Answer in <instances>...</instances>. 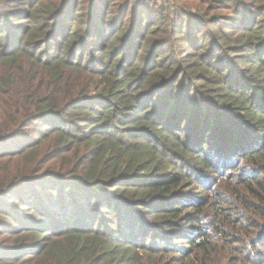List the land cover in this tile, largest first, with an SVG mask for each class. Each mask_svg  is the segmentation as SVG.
Masks as SVG:
<instances>
[{
  "label": "trees",
  "instance_id": "trees-1",
  "mask_svg": "<svg viewBox=\"0 0 264 264\" xmlns=\"http://www.w3.org/2000/svg\"><path fill=\"white\" fill-rule=\"evenodd\" d=\"M157 1L0 0V264H264V0Z\"/></svg>",
  "mask_w": 264,
  "mask_h": 264
},
{
  "label": "rangeland",
  "instance_id": "rangeland-1",
  "mask_svg": "<svg viewBox=\"0 0 264 264\" xmlns=\"http://www.w3.org/2000/svg\"><path fill=\"white\" fill-rule=\"evenodd\" d=\"M130 1L132 2V4H133V3L143 2V0H130ZM162 1H163V4H161ZM169 1H175V0H158L156 4H157L158 6H162V8H166V5L168 4ZM102 2H103L104 4L100 7L101 9H103V8L105 7V10H107V8L110 9V8L112 7V2H111V0H102ZM180 2H181L182 4H187V3H190V0H181ZM201 2H203V3H201ZM201 2H199V4H200L202 7L205 8V7L207 6V4L205 3V0H202ZM191 3H194V2H191ZM157 8H158V7H157ZM159 10H160V9H159ZM215 12H216L215 14H218L217 11H215ZM174 13H175V9H174V8H171L170 13L168 14V19L173 20V19L175 18ZM222 14H225V15L230 16V17L232 18L233 22H235V20H237V18H238V16H237L235 13H233V11L225 10V11L222 12ZM113 15H115L114 12H113ZM123 20H124V24L126 25L127 22H128V19L125 18V19H123ZM141 31H142V30H141ZM140 33H141V32H140ZM190 192H194V191L192 190V191H190ZM195 192H196V191H195ZM62 221H64V222H72L73 219H72L71 217H67V218H62ZM56 228H57V229H55V230H59V229H61L62 227H61V226H57ZM133 235H134L135 237H138V236H139V237H138V240H140V239L142 238V236L140 235V232H135V233H133ZM151 238H152V235H151L150 239H151ZM170 240H171V239H170ZM159 243L164 245V243H162L161 241H160ZM174 259H175L176 261H178V260H179V257H174Z\"/></svg>",
  "mask_w": 264,
  "mask_h": 264
}]
</instances>
